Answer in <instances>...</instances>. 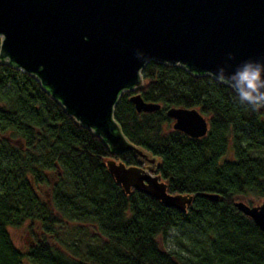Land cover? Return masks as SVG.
Returning a JSON list of instances; mask_svg holds the SVG:
<instances>
[{
  "label": "trees",
  "instance_id": "1",
  "mask_svg": "<svg viewBox=\"0 0 264 264\" xmlns=\"http://www.w3.org/2000/svg\"><path fill=\"white\" fill-rule=\"evenodd\" d=\"M141 77L136 93L160 109L138 114L124 93L113 118L155 159L168 194L193 197L185 212L126 194L106 162L139 159L112 153L30 75L0 63V264H264V233L234 207L264 202V109L179 66L150 61ZM170 108L197 110L206 135L175 131ZM23 227L32 240L21 250L9 229Z\"/></svg>",
  "mask_w": 264,
  "mask_h": 264
},
{
  "label": "water",
  "instance_id": "2",
  "mask_svg": "<svg viewBox=\"0 0 264 264\" xmlns=\"http://www.w3.org/2000/svg\"><path fill=\"white\" fill-rule=\"evenodd\" d=\"M150 61L219 82L223 72L228 86L245 64L264 65V0H0V63L30 75L112 153L131 152L154 166L113 118L124 93L138 114L160 109L136 93ZM166 116L189 138L208 131L195 109L170 108ZM106 166L126 194L135 189L182 212L192 203V196L168 194L153 168ZM234 207L264 233V202L237 200Z\"/></svg>",
  "mask_w": 264,
  "mask_h": 264
},
{
  "label": "clouds",
  "instance_id": "3",
  "mask_svg": "<svg viewBox=\"0 0 264 264\" xmlns=\"http://www.w3.org/2000/svg\"><path fill=\"white\" fill-rule=\"evenodd\" d=\"M218 79L225 81L223 72ZM227 82L241 105L248 106L253 112L264 109V65L245 64L244 70L227 78Z\"/></svg>",
  "mask_w": 264,
  "mask_h": 264
},
{
  "label": "rangeland",
  "instance_id": "4",
  "mask_svg": "<svg viewBox=\"0 0 264 264\" xmlns=\"http://www.w3.org/2000/svg\"><path fill=\"white\" fill-rule=\"evenodd\" d=\"M242 201H244V200H242ZM244 202L248 204L247 201H244ZM250 202H251L250 206H256V205H260L263 203V201H260V200L259 201L258 200H250ZM9 232H10V236H11L12 241L21 250L26 249L32 240V238L29 235L26 227L19 228V229L10 228ZM174 234H175V232L171 231L170 237H172Z\"/></svg>",
  "mask_w": 264,
  "mask_h": 264
},
{
  "label": "flooded vegetation",
  "instance_id": "5",
  "mask_svg": "<svg viewBox=\"0 0 264 264\" xmlns=\"http://www.w3.org/2000/svg\"><path fill=\"white\" fill-rule=\"evenodd\" d=\"M139 161H140V166L138 167V168H140V169H142V170H148V169H150V168H153V169H155V164H154V166H150V165H148V164H146V163H143L140 159H139ZM156 175V174H155Z\"/></svg>",
  "mask_w": 264,
  "mask_h": 264
}]
</instances>
